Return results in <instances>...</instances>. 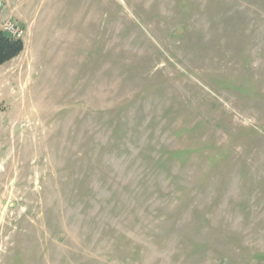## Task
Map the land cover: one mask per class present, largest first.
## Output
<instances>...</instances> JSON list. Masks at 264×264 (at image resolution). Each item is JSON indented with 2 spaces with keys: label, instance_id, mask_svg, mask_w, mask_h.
I'll use <instances>...</instances> for the list:
<instances>
[{
  "label": "rangeland",
  "instance_id": "rangeland-1",
  "mask_svg": "<svg viewBox=\"0 0 264 264\" xmlns=\"http://www.w3.org/2000/svg\"><path fill=\"white\" fill-rule=\"evenodd\" d=\"M0 264H264V0H7Z\"/></svg>",
  "mask_w": 264,
  "mask_h": 264
},
{
  "label": "trees",
  "instance_id": "trees-1",
  "mask_svg": "<svg viewBox=\"0 0 264 264\" xmlns=\"http://www.w3.org/2000/svg\"><path fill=\"white\" fill-rule=\"evenodd\" d=\"M24 50L21 39L11 38L0 30V65L17 58Z\"/></svg>",
  "mask_w": 264,
  "mask_h": 264
},
{
  "label": "built area",
  "instance_id": "built-area-1",
  "mask_svg": "<svg viewBox=\"0 0 264 264\" xmlns=\"http://www.w3.org/2000/svg\"><path fill=\"white\" fill-rule=\"evenodd\" d=\"M7 0H0V30L7 36L15 39H22L23 30L11 20L2 16Z\"/></svg>",
  "mask_w": 264,
  "mask_h": 264
}]
</instances>
